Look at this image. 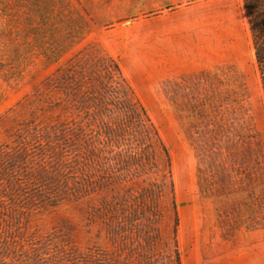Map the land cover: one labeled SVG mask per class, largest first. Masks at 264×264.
Masks as SVG:
<instances>
[{"label":"rangeland","instance_id":"1","mask_svg":"<svg viewBox=\"0 0 264 264\" xmlns=\"http://www.w3.org/2000/svg\"><path fill=\"white\" fill-rule=\"evenodd\" d=\"M264 264V90L243 0H0V264Z\"/></svg>","mask_w":264,"mask_h":264},{"label":"trees","instance_id":"2","mask_svg":"<svg viewBox=\"0 0 264 264\" xmlns=\"http://www.w3.org/2000/svg\"><path fill=\"white\" fill-rule=\"evenodd\" d=\"M252 35L253 53L264 90V0H243Z\"/></svg>","mask_w":264,"mask_h":264},{"label":"crops","instance_id":"3","mask_svg":"<svg viewBox=\"0 0 264 264\" xmlns=\"http://www.w3.org/2000/svg\"><path fill=\"white\" fill-rule=\"evenodd\" d=\"M229 264H236V263H235V261H231V263H229ZM238 264H240V263H238ZM247 264H250V262Z\"/></svg>","mask_w":264,"mask_h":264}]
</instances>
